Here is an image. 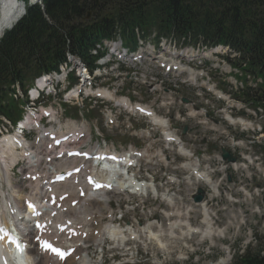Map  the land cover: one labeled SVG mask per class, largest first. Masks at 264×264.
I'll return each instance as SVG.
<instances>
[{
    "label": "trees",
    "instance_id": "trees-1",
    "mask_svg": "<svg viewBox=\"0 0 264 264\" xmlns=\"http://www.w3.org/2000/svg\"><path fill=\"white\" fill-rule=\"evenodd\" d=\"M44 0L0 40V113L13 114V85L24 87L43 72L56 70L66 51L92 62L88 49L119 27L132 36L145 32L229 44L240 62L264 80V0ZM105 7L110 11L102 14ZM88 11L92 19L85 20ZM256 101H264V90ZM234 264H264V248L237 257Z\"/></svg>",
    "mask_w": 264,
    "mask_h": 264
},
{
    "label": "rangeland",
    "instance_id": "rangeland-1",
    "mask_svg": "<svg viewBox=\"0 0 264 264\" xmlns=\"http://www.w3.org/2000/svg\"><path fill=\"white\" fill-rule=\"evenodd\" d=\"M109 9H110L109 7H105V9H103V12H108ZM213 60H214L213 62L211 61V65H215V66L220 65V70L210 68L209 71L210 77L213 79V81L220 89H222L225 92H228L230 89L229 85L231 84L232 81L230 78L232 74L223 71V65L225 63H223V61H221L220 58L214 56ZM130 68L129 69L128 67L124 68L122 69L121 72H116V70H114L115 72L112 71V73H110L112 75L111 78H104L97 82L101 86H105V87L109 86V88L112 91H117L118 96L121 95L129 96L134 101L144 102L154 106L156 111L165 117L175 116V113L177 115L178 113L180 114V112L182 115L186 116L187 112L189 111L186 110L185 106L181 103V98L192 99L196 102V104H200V105L206 103L205 101L207 97L208 99H210L209 96H206L204 94L203 97H200L198 93L199 90H197V88L195 87L193 88L190 87L189 84L182 83L187 80L186 74L182 75V77H180L181 79L177 80L174 76L172 77L168 76V74H166L162 68L157 67L153 63H144L143 66L139 65L136 66V68H135V64H132L130 65ZM200 68L201 67H199V69ZM188 78L191 79L193 77H189L188 74ZM67 85H69L68 82L63 84L61 91L64 90L67 87ZM91 100H92L91 98H87V100L84 102L85 108L83 109L84 112L81 115L79 113V109L77 106L69 107L66 110L67 111L69 110L68 112L69 115L74 116L75 119L72 117L73 122L76 121L78 123L82 122L85 123L86 126L90 125L92 127L93 146H97V144L102 146H109L111 148L115 146L117 149L123 150L133 145L140 149L149 148L150 153H153L157 150H158L157 152H159V149L163 148L162 147L163 144L160 141L159 133L157 132L156 128L155 130H151V128L153 127L149 124L147 119L143 120L142 118H138L137 116L133 117L125 113L122 114L118 108H115L114 104H108L109 107L114 108L115 115H118L117 113H120L119 114L120 122L118 126H110L108 125L104 117V111H103V109L105 108L104 105H106L107 102L105 100H96V101H91ZM60 101L61 99L53 100L52 98H50L49 101H46V104L55 107V110L59 115L58 117L62 125L70 124V122L72 121L69 117H68L69 119L64 117L63 112L65 111ZM82 115H84L87 118L88 122L83 120ZM129 120L133 122L135 128H140V129L143 127L149 128L152 131V133L150 134V138L146 139L145 137L142 136L139 137L137 136L135 137L133 135L130 136L129 129H127L126 127V124L129 122ZM258 120L259 123H261V125L264 128V119L261 120V118H259ZM157 139L159 140L155 142V140ZM198 139L200 142L201 137ZM185 140H187V137H185ZM90 141L91 140H89L88 143ZM43 148L44 147L42 146V149ZM200 148L202 147L198 148L196 146V149H200ZM147 152L148 151L146 150V153ZM161 153L163 154L162 151ZM166 153L169 156H172L173 154V152L170 151H166ZM142 163H143V170H142L143 176L145 178L148 177L151 178L152 176H154L155 178H157L159 184L167 182L164 179L166 175H173V174L181 175L180 173H178L177 170H175L177 164L173 163V161H171V163H169L168 165L167 164L162 165L160 164L159 161H156L155 158L153 164L151 163L149 164L147 161L144 160H142ZM23 165L24 162H22L16 168L15 173L11 172L14 184L20 185L19 183L22 184L24 183L23 175L21 174V172L19 173V170L21 167H23ZM257 175H259V173H257ZM245 183L249 186L250 192L253 193V189L257 185H259L260 187H264V178H262L260 174V177L257 180L253 181V183H247L246 181ZM169 187L172 188V190H176L177 185L174 186L169 185ZM185 188L186 186L183 185L181 189V194L184 198V201L187 200L186 197L187 193H185ZM10 192H12V190H10ZM123 199L124 196H122L121 199L118 198L113 199V202L111 203V207L115 212H117L119 206H122ZM125 199L130 200V202L133 203L138 202V197L135 196L125 197ZM149 200L150 201H148L144 209L142 207H139L137 208V210L131 211L130 210L131 207H128L131 205H128L127 206L128 207L127 210H129L128 218L131 215H136L137 217H139V219L142 222H144L146 221V219H153L158 216V218L163 221V224L166 225L168 219L166 220L162 212L164 210H170L169 208H167L168 205L161 201H156L153 199H149ZM241 200H242L241 204H237L235 206L226 202L223 206H220L222 209L219 212L220 221L217 224L220 228H227V237H228L227 239L220 240V238L215 237L216 244L213 246H211V241L210 243H205L201 246L194 245V253L192 252L191 249L184 248L183 252L189 253V260L186 262L177 259V257L179 256L178 252L180 251L179 248L181 247V244L178 245V248L176 247L175 244V247L173 249L174 251L176 249L177 254L176 255L173 254L172 256H169L165 252H163L161 250L162 248L160 250L154 249L153 247L148 245V248L147 249L145 248L146 254H144L143 256L144 259L141 264H153V262H156V264L157 262L158 264H213L219 258L226 255L224 248L227 247H224L222 249L221 248L222 246H228L231 255H234L235 253L236 254L243 253L244 250H246L248 247L252 250H255L261 244L264 245V206L262 205L261 198L260 197L256 198L255 205L254 203H251L249 200H244V198H242ZM166 214L167 213H165V216ZM125 220L128 222L127 218ZM138 227L141 228V226ZM127 228L128 227L124 229ZM168 228H169V223H168ZM143 240H145V238ZM137 245H139L137 242L132 243V247L134 249L133 251L135 253H136ZM111 247L112 245L108 244L106 249H104L105 256L107 258L111 259L112 255L114 254H122L120 253V251H114V253H112ZM147 251L149 253H147ZM164 251L168 252L166 249H164ZM148 254L149 256L147 257ZM90 255L93 257L94 262L100 261L102 258L101 248L97 246H93V248L90 250Z\"/></svg>",
    "mask_w": 264,
    "mask_h": 264
},
{
    "label": "bare ground",
    "instance_id": "bare-ground-1",
    "mask_svg": "<svg viewBox=\"0 0 264 264\" xmlns=\"http://www.w3.org/2000/svg\"><path fill=\"white\" fill-rule=\"evenodd\" d=\"M0 3V29L2 30L6 25H10L20 14H22L23 7L17 2V0H0ZM184 71L189 74V77H193L191 78L193 80H196L197 76L199 77L202 75L200 72H195L194 70ZM210 88L213 89L212 87ZM95 94H99L101 95L100 97H106L109 100H117L118 102H121V100L116 98L115 94L107 90H102L101 93ZM95 94H93V96H95ZM122 102L128 106L130 105L129 99H125V101ZM150 120L155 126H159L165 130L167 129L166 126L168 121L163 119L158 114L152 115ZM84 132H86V139L90 133L88 130H85ZM39 133L41 135L38 136L35 142L24 143L22 146L18 145V142L14 140L13 136H5L3 139H0V214L2 217H11L17 223H19L29 214L25 209L28 204L30 202L40 200L47 206L52 204V202H55L53 204V210L57 211L59 209L55 218L56 220L63 219L65 215H68L67 219L71 221L69 229L73 232L74 230L76 231L77 235L80 236V241L83 245H86L89 241L92 243V245H101L107 241H112L116 249L129 235H132V238H134L133 236H136L139 239H141L142 236H147L151 245H154V247H160L163 250L166 249L170 253L171 243L172 240H174V237H185L186 232L184 231V228L181 227L182 221H172L173 212H166V217L169 220V228H167V230L164 229L163 224L159 220L150 222L145 226H141V228L130 226L127 229L117 227L115 224L112 225L110 222H105V218L111 220L113 217V214L110 210V203H108V199H110L108 195H86L84 198H80L77 207H70L67 209L65 202L58 199L60 196L59 192L62 190L52 186L49 184V182L41 183L39 180L42 175H40V173L37 171L39 170L42 161L47 163L48 166L46 167V172L49 173V171L56 170V167L58 166L57 163L61 158L57 155L56 157L52 156L54 159L49 158V156H51L47 153L49 146L43 141L44 134L41 131H39ZM167 135L170 137V132H168ZM42 146L44 147L43 149ZM19 147L20 152L17 151ZM183 151L186 153L185 150ZM139 154L141 157L143 156L142 153ZM130 155L131 153H125L122 155V157L124 159H129ZM154 156L155 154L149 155V159L153 160ZM157 156L159 158H163L161 151L157 152ZM23 157L27 160V162L21 169V174L27 178V185L20 186L14 184L10 168L13 162ZM109 163H111V161L106 162V166H110V172H106V176L103 180L116 182L118 185V190H123L125 187H128L131 193L139 196L143 195L145 192H151L154 195L157 193L154 182L140 181L135 177H128L126 179L118 178L117 175L121 167L118 170L116 165H108ZM61 164L62 163L59 165L61 166ZM5 185L6 187H9V190H5ZM77 186L78 189L82 188L80 183L75 182L72 185H66L64 187L67 192L62 191L64 196L63 200H67L68 205H70L73 200H76L74 197H71V194L68 191L76 188ZM27 188L30 189V193H27L25 190ZM10 190H12L13 193L10 192ZM102 197H104V199H102ZM162 197L169 203L171 201V205L174 203V198L167 193L162 194ZM58 205H60V208H58ZM28 211H34L35 213H38L41 211V205L36 203L30 206ZM206 215L207 219L209 220V212H206ZM208 225H211V222H209ZM20 226L23 228L25 233L28 232L29 229L27 227L26 221L20 222ZM53 226L55 225L52 224L51 228ZM176 230L179 231L180 234H177ZM207 231H211L210 227L207 228ZM108 238H110V240H108ZM78 246L77 253L65 261L64 264H94L92 261H89L90 256L88 255L87 250L82 249L83 247L80 244H78ZM224 249L226 255L222 256L213 264H228L230 262V254L228 253L227 248ZM30 253L37 252L35 249H32ZM5 254L6 257L2 258L0 252V264H20V256L17 257L15 250L8 249L6 250ZM76 255H80V261H75ZM39 256V262H41L40 264H53L47 260L45 255L40 254Z\"/></svg>",
    "mask_w": 264,
    "mask_h": 264
},
{
    "label": "snow or ice",
    "instance_id": "snow-or-ice-1",
    "mask_svg": "<svg viewBox=\"0 0 264 264\" xmlns=\"http://www.w3.org/2000/svg\"><path fill=\"white\" fill-rule=\"evenodd\" d=\"M39 227V225H37ZM13 243L17 244V247H19V242L17 241H12ZM42 247H46L49 250L55 252L57 255L61 256V258H63V256L65 255L64 252H62L60 249H56L54 247H51V245L48 244V242H42Z\"/></svg>",
    "mask_w": 264,
    "mask_h": 264
},
{
    "label": "water",
    "instance_id": "water-1",
    "mask_svg": "<svg viewBox=\"0 0 264 264\" xmlns=\"http://www.w3.org/2000/svg\"><path fill=\"white\" fill-rule=\"evenodd\" d=\"M224 157L227 158L229 157V155L227 153H224Z\"/></svg>",
    "mask_w": 264,
    "mask_h": 264
}]
</instances>
